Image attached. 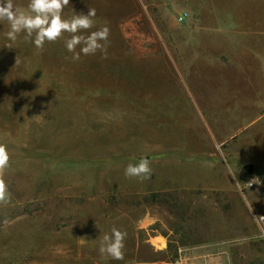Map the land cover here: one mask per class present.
I'll list each match as a JSON object with an SVG mask.
<instances>
[{"label":"rangeland","instance_id":"374dc122","mask_svg":"<svg viewBox=\"0 0 264 264\" xmlns=\"http://www.w3.org/2000/svg\"><path fill=\"white\" fill-rule=\"evenodd\" d=\"M89 8L80 34L106 24V58L73 61L67 33L12 42L0 21V264H264V0H70L63 16ZM142 158L151 178L126 177ZM113 227L123 260L99 254Z\"/></svg>","mask_w":264,"mask_h":264},{"label":"clouds","instance_id":"9594fccd","mask_svg":"<svg viewBox=\"0 0 264 264\" xmlns=\"http://www.w3.org/2000/svg\"><path fill=\"white\" fill-rule=\"evenodd\" d=\"M69 4L70 0H29L27 7L23 8L14 5L13 0H0V21H6L9 25V30L5 33L7 39L15 42L20 33H25L24 39L31 40L36 49L42 51L46 42L54 43L67 33L70 38L65 39L64 43L67 51L73 53L71 57L73 61H78L81 53L87 56L94 55L97 51L106 58L109 27L105 24L91 31L89 35H81V32L95 26L96 10L89 8L87 14L74 12L71 18H65L63 11ZM6 47L11 48V45ZM77 47L80 48L79 52L76 51ZM9 162L7 146L0 143V205H7L10 200L8 185L4 179ZM150 165L151 162L147 158H142L138 163H129L124 174L129 178L150 179L152 175ZM251 184L253 183H249V187ZM126 236V232L116 227L111 229V234L100 236L98 239L101 258L123 260Z\"/></svg>","mask_w":264,"mask_h":264},{"label":"bare ground","instance_id":"6f19581e","mask_svg":"<svg viewBox=\"0 0 264 264\" xmlns=\"http://www.w3.org/2000/svg\"><path fill=\"white\" fill-rule=\"evenodd\" d=\"M159 243H162V241L160 239H157V240H154L153 241V244L156 246L158 245ZM160 246V245H159Z\"/></svg>","mask_w":264,"mask_h":264},{"label":"water","instance_id":"95a60500","mask_svg":"<svg viewBox=\"0 0 264 264\" xmlns=\"http://www.w3.org/2000/svg\"><path fill=\"white\" fill-rule=\"evenodd\" d=\"M252 170H253V167L250 166V169H249L248 173L251 174L252 173Z\"/></svg>","mask_w":264,"mask_h":264},{"label":"crops","instance_id":"0c3cea01","mask_svg":"<svg viewBox=\"0 0 264 264\" xmlns=\"http://www.w3.org/2000/svg\"><path fill=\"white\" fill-rule=\"evenodd\" d=\"M147 2H149V0H147Z\"/></svg>","mask_w":264,"mask_h":264}]
</instances>
